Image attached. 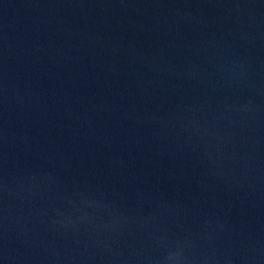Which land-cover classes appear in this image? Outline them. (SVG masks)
Here are the masks:
<instances>
[{
  "label": "water",
  "instance_id": "95a60500",
  "mask_svg": "<svg viewBox=\"0 0 264 264\" xmlns=\"http://www.w3.org/2000/svg\"><path fill=\"white\" fill-rule=\"evenodd\" d=\"M0 264H264V0H0Z\"/></svg>",
  "mask_w": 264,
  "mask_h": 264
}]
</instances>
